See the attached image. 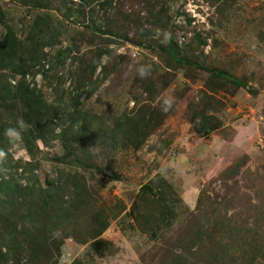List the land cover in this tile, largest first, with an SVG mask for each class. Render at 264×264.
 Here are the masks:
<instances>
[{"label":"rangeland","instance_id":"374dc122","mask_svg":"<svg viewBox=\"0 0 264 264\" xmlns=\"http://www.w3.org/2000/svg\"><path fill=\"white\" fill-rule=\"evenodd\" d=\"M8 30L38 48L6 80L0 177L36 179L79 233H90L98 211L107 221L95 239L65 238L54 264H171L175 255L182 264H264V0H0V39ZM172 48L187 65L175 66ZM96 56L105 70H91ZM88 76L93 89L81 100L78 80ZM25 85L41 94L56 132L82 116L75 156L57 138L28 151L4 135L20 115L13 91ZM199 111L221 125L199 134ZM141 114L148 123L137 125ZM104 129L117 134L93 138ZM155 173L161 180L141 198Z\"/></svg>","mask_w":264,"mask_h":264},{"label":"trees","instance_id":"16d2710c","mask_svg":"<svg viewBox=\"0 0 264 264\" xmlns=\"http://www.w3.org/2000/svg\"><path fill=\"white\" fill-rule=\"evenodd\" d=\"M38 22V20H34L31 31L36 30V23ZM40 42L42 43V41ZM28 44L35 45L37 41H28ZM37 48V46L26 48V44L23 45L16 40L10 30L0 39V105L6 107L7 102L12 100L11 89L6 80L11 78L13 74H16V70L30 67L24 66L25 52L26 50L27 52L29 50L35 51ZM168 51L171 58L176 62L175 66L181 67L188 64L183 56L175 57L177 50L172 48ZM41 54L45 56L44 52ZM97 67L101 68L102 71L105 70L104 64L96 56L91 70L93 71ZM214 77L216 79L217 75L214 74ZM212 80L213 75L210 74L208 81L212 82ZM228 81H231V84L235 88L244 86V83L238 80L228 79ZM92 82L89 76L78 80V86L83 92L81 100L87 98L91 93L93 88L89 89L85 87L89 86ZM12 95L17 97L18 102L21 104L19 118L22 117L29 125L28 129L23 133L22 140L26 150H32L34 141L40 140L42 143H45L47 137H50L57 138L62 143L67 156L75 154L77 147L73 125L82 116H70L69 125L56 132L54 125H51L52 116L47 115V112H43L47 108L39 92L27 88L25 85L19 86L16 91H13ZM39 113L45 115L43 122L39 121ZM143 115H139L143 123L136 120L135 124L144 125L148 123V118L145 115V119H143ZM196 119L199 126L196 131L199 134L208 133L221 125V122L217 119L215 120L214 116L204 114L201 111L197 113ZM1 129L2 126H0V134H3V129ZM110 132L108 129H104L101 135L96 136L94 131L92 132V136L93 138L99 137L98 139L102 140L107 136L111 137L117 134V131H113L112 129ZM93 140L91 139V141ZM154 180H161L159 173H155L147 183L141 185L137 191V195L141 198L149 195L154 187ZM20 181L11 177H0V264H54L58 260L60 246L65 238L71 237L77 242L84 243L97 238L105 229L107 225L105 215L101 211H98L87 220L91 228L90 233L86 234L79 233L78 230L75 231V225L69 223L66 218L68 215L66 211L70 209L66 207L64 209L63 204L57 202L55 199L56 196L50 194V189L41 187L36 179L32 181L31 185H20ZM156 188V193L162 194L158 192L160 187ZM162 200V197L158 196L154 202L160 205ZM174 259L175 261L170 262L171 264H182L178 261L183 260L181 256L175 255Z\"/></svg>","mask_w":264,"mask_h":264},{"label":"clouds","instance_id":"9594fccd","mask_svg":"<svg viewBox=\"0 0 264 264\" xmlns=\"http://www.w3.org/2000/svg\"><path fill=\"white\" fill-rule=\"evenodd\" d=\"M137 73L140 78H147V76H149L151 73V67L141 65L139 68H137ZM161 100V110L165 112L170 110L175 102V98L171 95L162 97ZM28 127L29 125L21 117L16 121L15 126H10L5 129L4 135L11 143L19 145L20 143H22L23 133L28 129ZM7 158L8 152L4 149H0V166H3L7 163Z\"/></svg>","mask_w":264,"mask_h":264}]
</instances>
